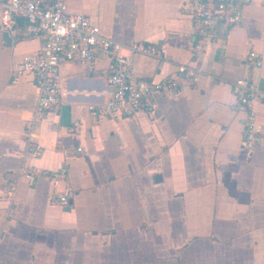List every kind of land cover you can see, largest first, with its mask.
Here are the masks:
<instances>
[{
	"label": "crops",
	"instance_id": "obj_1",
	"mask_svg": "<svg viewBox=\"0 0 264 264\" xmlns=\"http://www.w3.org/2000/svg\"><path fill=\"white\" fill-rule=\"evenodd\" d=\"M187 1L67 0L105 36L160 50L133 56L137 77L176 82L149 114H90L111 92V60L97 51L90 70L60 66V108L33 121V76L12 72L41 40L21 19L0 32V264H264V147H242L246 110L231 91L248 78L264 94V0L198 54L196 23L180 11ZM251 50L262 68L248 63ZM179 65L200 70L196 84ZM251 108L264 137V99ZM30 168L65 177L20 179L9 203L6 181ZM67 190V206L50 202Z\"/></svg>",
	"mask_w": 264,
	"mask_h": 264
},
{
	"label": "built area",
	"instance_id": "obj_2",
	"mask_svg": "<svg viewBox=\"0 0 264 264\" xmlns=\"http://www.w3.org/2000/svg\"><path fill=\"white\" fill-rule=\"evenodd\" d=\"M252 0H189L180 6V11L196 23L199 42L193 52L201 51L202 43L213 42L220 34L228 32L242 22L244 8ZM25 23L28 36H38L41 46L35 53L26 55L13 70V81L30 74L38 90L33 109V121H38L50 112H57L63 95V80L60 66L76 61L90 70L97 51L104 52L111 60L107 84L111 89L108 100L103 104H89L87 110L95 118L122 115L133 116L139 111L147 114L155 106L154 95L173 90L176 82L172 79L153 82L136 76L133 56L160 58L157 46L133 42L120 43L105 36L100 28L91 24L86 17L67 12V0H0V32L9 31L16 20ZM252 68L263 67V56L251 50L247 58ZM177 72L196 84L202 75L200 70L184 65ZM231 91L241 107L246 110L242 128V147L253 149L264 147V137L256 124L255 112L251 106L261 102L264 94L248 78H240L231 83ZM79 123L74 122L70 132L74 133ZM77 151H81L78 148ZM15 177L6 181L3 196L12 203L17 182L20 179L33 180L36 177L47 179L53 186L65 177L63 170L19 169ZM72 192L52 191L49 200L53 204L67 206Z\"/></svg>",
	"mask_w": 264,
	"mask_h": 264
},
{
	"label": "water",
	"instance_id": "obj_3",
	"mask_svg": "<svg viewBox=\"0 0 264 264\" xmlns=\"http://www.w3.org/2000/svg\"><path fill=\"white\" fill-rule=\"evenodd\" d=\"M6 40L9 41L8 38Z\"/></svg>",
	"mask_w": 264,
	"mask_h": 264
}]
</instances>
